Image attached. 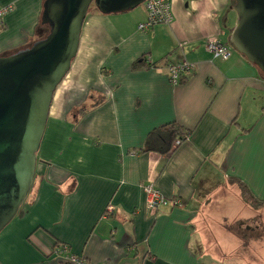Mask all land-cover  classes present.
<instances>
[{
	"label": "crops",
	"instance_id": "crops-1",
	"mask_svg": "<svg viewBox=\"0 0 264 264\" xmlns=\"http://www.w3.org/2000/svg\"><path fill=\"white\" fill-rule=\"evenodd\" d=\"M44 2L0 0L9 7L0 55L32 41ZM170 2L172 22L147 31L144 4L89 9L32 188L0 233V264H66L74 254L88 264H240L231 260L247 258L249 246L264 252V214L255 211L264 206L245 201L237 182L264 200V74L234 48L228 60L206 50L211 37L230 45L234 0ZM183 59L196 69L174 84L167 65ZM174 121L191 131L186 141L168 154L140 151ZM149 182L183 204L150 211ZM64 245L67 253H53Z\"/></svg>",
	"mask_w": 264,
	"mask_h": 264
},
{
	"label": "water",
	"instance_id": "water-1",
	"mask_svg": "<svg viewBox=\"0 0 264 264\" xmlns=\"http://www.w3.org/2000/svg\"><path fill=\"white\" fill-rule=\"evenodd\" d=\"M145 0H45L49 33L0 55V233L19 214L32 188L38 151L54 93L76 57L91 5L126 12ZM237 22L229 43L264 72V0H234Z\"/></svg>",
	"mask_w": 264,
	"mask_h": 264
},
{
	"label": "built area",
	"instance_id": "built-area-1",
	"mask_svg": "<svg viewBox=\"0 0 264 264\" xmlns=\"http://www.w3.org/2000/svg\"><path fill=\"white\" fill-rule=\"evenodd\" d=\"M144 6L147 11V18L141 22L139 29L147 31L158 24H170L173 19L170 0H145ZM9 10V7L0 6V24L4 15ZM3 25V24H2ZM206 50L215 58L228 60L233 55L234 49L219 37H211L206 41ZM169 77L172 83L178 84L186 73L193 72L196 69V63L183 59L179 62L168 63ZM189 138L186 135L184 139L176 140V144H182ZM143 189L146 196L147 208L157 213L161 207L181 206L183 203L180 198H169L165 196L154 182L143 184ZM113 210L112 205L107 207V213ZM54 254L60 256L67 253V245L53 251ZM66 264H88V259L85 256L70 255L67 258Z\"/></svg>",
	"mask_w": 264,
	"mask_h": 264
},
{
	"label": "trees",
	"instance_id": "trees-1",
	"mask_svg": "<svg viewBox=\"0 0 264 264\" xmlns=\"http://www.w3.org/2000/svg\"><path fill=\"white\" fill-rule=\"evenodd\" d=\"M3 27V26H1ZM0 27V28H1ZM49 31V26L47 24H40L38 30V37L43 38ZM231 46V45H230ZM232 47V46H231ZM233 48V47H232ZM154 63V62H152ZM149 64V63H148ZM154 65H156L154 63ZM152 66L151 64L148 65ZM264 74V72L262 71ZM184 79V78H183ZM182 79V81H183ZM191 131L189 129L184 128L177 122H170L161 126L160 128L152 131L143 147H141L140 151L142 152H158L161 154H168L175 150L181 144H176V140L184 139L186 135H190ZM238 184L241 187L243 198L245 201L250 203L254 207L264 206V200L257 198L251 189L242 181L237 180Z\"/></svg>",
	"mask_w": 264,
	"mask_h": 264
},
{
	"label": "rangeland",
	"instance_id": "rangeland-1",
	"mask_svg": "<svg viewBox=\"0 0 264 264\" xmlns=\"http://www.w3.org/2000/svg\"><path fill=\"white\" fill-rule=\"evenodd\" d=\"M144 4V3H143ZM141 6V5H140ZM96 8V6L94 5V4H92L91 5V9H95ZM135 10V9H134ZM132 14H134V12H131ZM135 15V14H134ZM48 33H49V31H48ZM47 33V34H48ZM46 34V35H47ZM39 39V37H38V32H37V34L33 37V39H32V41L27 45V46H29V45H31L34 41H36V40H38ZM238 191H239V189H238ZM255 208H259V207H255ZM254 208V209H255ZM264 208H260V209H255V211L256 210H261V212H259V213H262V214H264L263 213V210ZM263 222H264V217H263ZM264 230H258L257 232H263ZM249 249L250 250H254V251H246V253H245V255L247 256V258H244L242 255H238V256H236L233 260H231V261H233V262H237V263H240V264H252V262L251 261H254V262H257V263H255V264H264V252L261 250V246H257V245H251V246H249ZM256 252L262 257V258H259V257H257V255H256ZM237 254H240V251H238L237 252ZM228 264V262H223V264Z\"/></svg>",
	"mask_w": 264,
	"mask_h": 264
}]
</instances>
